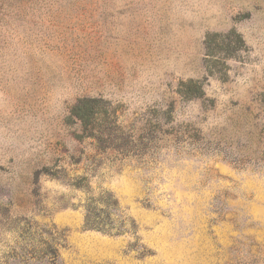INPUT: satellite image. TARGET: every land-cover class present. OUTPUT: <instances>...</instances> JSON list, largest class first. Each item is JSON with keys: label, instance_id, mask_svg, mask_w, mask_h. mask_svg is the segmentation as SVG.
Masks as SVG:
<instances>
[{"label": "rangeland", "instance_id": "rangeland-1", "mask_svg": "<svg viewBox=\"0 0 264 264\" xmlns=\"http://www.w3.org/2000/svg\"><path fill=\"white\" fill-rule=\"evenodd\" d=\"M0 264H264V0H0Z\"/></svg>", "mask_w": 264, "mask_h": 264}, {"label": "trees", "instance_id": "trees-1", "mask_svg": "<svg viewBox=\"0 0 264 264\" xmlns=\"http://www.w3.org/2000/svg\"><path fill=\"white\" fill-rule=\"evenodd\" d=\"M97 102H98L97 100L87 99V100L79 101V105L82 103L86 104V105H88V104L95 105V103H97ZM79 105H77L74 108L72 115L74 117H76L78 120H80L79 122L81 123V126L84 127L85 131H87V132L89 131V135H87L86 137L94 138L95 140H97L99 142L101 137L95 136V135H93V133H91L92 130L94 129V124L97 121H88L92 118L91 115L86 117L83 113H81V111L79 110L80 109ZM109 122L116 123L115 121H109ZM85 221H86V226L88 228H103L105 226V224L102 220V216L98 215L95 212V208L93 207V200H91V203L87 206V214H86Z\"/></svg>", "mask_w": 264, "mask_h": 264}]
</instances>
